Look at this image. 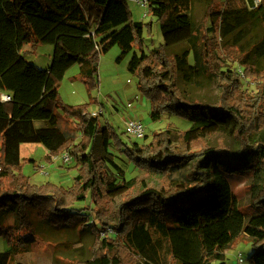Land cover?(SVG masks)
Returning <instances> with one entry per match:
<instances>
[{
	"label": "trees",
	"instance_id": "1",
	"mask_svg": "<svg viewBox=\"0 0 264 264\" xmlns=\"http://www.w3.org/2000/svg\"><path fill=\"white\" fill-rule=\"evenodd\" d=\"M148 15L160 22L163 42L146 52L153 22L134 20L128 0H0V237L9 244L0 264L37 242L30 206L52 227L90 230V256L74 264H227L226 249L241 237L254 247L251 264H264V0L254 8L226 0L209 10L204 32L193 0H149ZM249 23L261 29L253 41ZM217 34L257 94L244 89L238 71L221 70L228 63ZM40 43L54 46L47 68L23 54ZM115 45L118 61L133 52L128 68L151 119L177 115L190 121L187 129L125 141L88 103L62 101L67 70L79 63L74 80L97 87L100 58ZM209 76L222 81L216 101L195 92ZM216 132L235 145L211 144ZM24 143L42 144L48 155L68 152L79 168L75 184L32 183L23 173ZM112 147L145 175L126 178ZM235 177L251 181L249 212L233 191Z\"/></svg>",
	"mask_w": 264,
	"mask_h": 264
},
{
	"label": "rangeland",
	"instance_id": "2",
	"mask_svg": "<svg viewBox=\"0 0 264 264\" xmlns=\"http://www.w3.org/2000/svg\"><path fill=\"white\" fill-rule=\"evenodd\" d=\"M226 0H193V17L199 29L204 32L207 23V15L212 8L220 9ZM238 2V0H233ZM249 8H254L255 3L252 0H246ZM134 20H142L149 23L152 20V33L145 31V43L143 48L149 52L155 46L163 42V34L160 22L151 15L146 16L145 7H142L134 0H128ZM261 29L255 23L248 24L247 39L253 41L259 38ZM219 41L215 44L221 50L220 55L225 57L227 65H223L221 70L238 71L241 75L244 89H248L257 94L259 88L255 83L249 82L244 75V67L239 62L233 60L235 55L233 46L229 45L223 37L217 34ZM247 41V40H245ZM244 41V42H245ZM54 46L52 44L40 43L30 52L23 51V54L36 65L47 68L53 59ZM121 54L118 45L113 46L107 53L100 58L98 86L89 88L81 79L74 80V76L80 72V64L76 63L67 70L59 86L60 97L63 102L70 105H79L88 103V111L97 113L100 116L101 123H110L125 141H139L145 143L152 137L153 131L171 129L174 133L187 129L190 121L177 115H166L162 120L154 122L150 117V103L144 93L138 87V76L128 68L129 61L133 52L117 60ZM233 60V61H232ZM232 73V72H229ZM209 75V74H208ZM222 81L209 76L195 85V92L200 97L209 101H216L222 94ZM61 111V110H60ZM129 118H137L142 121L146 127L148 139H136L126 133V121ZM210 143L217 144L226 142L235 145L233 138L224 132H216L209 138ZM101 144V143H100ZM2 140L0 138V152ZM99 146V143L97 144ZM99 149V148H97ZM116 155V161L124 170L126 178L134 176H144L145 174L136 168L128 158L119 150L112 147L110 149ZM49 150L39 143H24L21 145V162L23 173L29 176L34 184H44L52 182L60 186L70 187L75 184V177L79 168L75 167V162L52 161ZM34 160V161H31ZM250 180L242 177L232 179V188L238 199L243 212H249L247 207L251 199L249 190ZM83 204H79L81 206ZM33 225H35L37 242L22 249L13 256L10 264L19 262L30 264H74L76 260H84L90 256V245L93 241V235L89 229H82L79 226L58 224L52 227L47 220L41 219L33 206ZM112 231V230H110ZM161 257L166 254V245L161 246ZM9 248V244L4 237H0V251ZM254 251L252 242L241 237L231 243L226 249L227 264H251L249 259ZM243 254V261H239V254Z\"/></svg>",
	"mask_w": 264,
	"mask_h": 264
},
{
	"label": "built area",
	"instance_id": "3",
	"mask_svg": "<svg viewBox=\"0 0 264 264\" xmlns=\"http://www.w3.org/2000/svg\"><path fill=\"white\" fill-rule=\"evenodd\" d=\"M135 2H137L139 5H141L142 7H145L147 9L148 4H149V0H134ZM255 3V7L259 5V3L261 2V0H252ZM147 12V10L145 11V13ZM1 99L2 101H10L11 100V96L8 94L3 93L1 95ZM96 114V113H93ZM126 133H128L130 136L136 138V139H143L146 135V127L145 125L142 123L141 120L137 119V118H129L126 121ZM52 161H61L63 162H70L72 160L71 155L68 152H63L60 155H51L50 156ZM239 261H243L242 258V253L239 254Z\"/></svg>",
	"mask_w": 264,
	"mask_h": 264
}]
</instances>
